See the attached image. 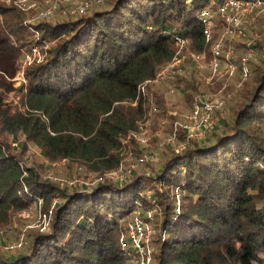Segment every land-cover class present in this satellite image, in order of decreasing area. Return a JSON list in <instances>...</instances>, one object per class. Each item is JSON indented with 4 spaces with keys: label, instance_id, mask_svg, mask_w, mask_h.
<instances>
[{
    "label": "trees",
    "instance_id": "trees-1",
    "mask_svg": "<svg viewBox=\"0 0 264 264\" xmlns=\"http://www.w3.org/2000/svg\"><path fill=\"white\" fill-rule=\"evenodd\" d=\"M224 1L108 0L31 21L14 0H0V244L9 245L5 226L32 207L48 223L25 231L21 248L0 249V264H131L119 245L131 214L151 223L149 264H264V12L230 40L238 64L253 41L250 74L237 76L227 111L201 138L174 126L165 82H149L183 52L204 53L207 63L226 24ZM203 9L215 14L208 41ZM171 81L190 110L195 94L221 83L193 68ZM153 117L173 141L139 144L133 134ZM128 146L157 158L141 175L132 167L109 177ZM36 156L66 161L70 181L94 183L51 179Z\"/></svg>",
    "mask_w": 264,
    "mask_h": 264
},
{
    "label": "built area",
    "instance_id": "built-area-1",
    "mask_svg": "<svg viewBox=\"0 0 264 264\" xmlns=\"http://www.w3.org/2000/svg\"><path fill=\"white\" fill-rule=\"evenodd\" d=\"M98 1V0H97ZM264 2L262 0H225L221 5L218 6V12L226 17V24L221 35L216 39L210 48V58L208 59L206 65L209 69V75L207 76V81H212L213 77L219 76H230L233 73L240 72L241 79L246 78L250 74V69L247 66V59L254 52L252 47V42H247V51L238 63L233 61V57L236 53V48L234 44L230 41L233 39L234 35L239 34L242 29L245 28L246 23L243 21V16L252 10L256 4ZM51 7L45 10H41L40 15H48L51 12ZM89 8V3L87 1H81L79 5L73 8L70 13L76 14L83 12ZM257 10V9H255ZM258 12V10H257ZM264 12V9L262 10ZM65 14V9L61 11ZM261 13V12H259ZM214 12L210 9H203L200 13V23L203 28V36L206 41L210 40L213 33L214 27ZM255 16V15H254ZM253 16L252 20L256 17ZM228 41V45L224 52L222 48L225 42ZM184 39H179L178 44L180 47L184 44ZM181 55V56H180ZM180 55L174 56V58L162 65L156 72L149 82L162 83L169 81L175 71L181 72L179 62L183 60H188L193 63L194 66H202V61L204 59V53H181ZM179 64V65H178ZM175 88H173L174 90ZM231 92H223V88L219 89L215 94L211 95L209 93L195 94L193 97V105L189 114L187 115L184 122H174V126L180 125L182 128L186 129L187 137L201 138L204 136L214 125L217 117L222 114L225 110L227 101L231 98ZM176 137L175 133L170 134V139ZM157 150L153 151V156L156 154ZM149 156H137L132 159V162L125 168L129 171V168L137 167L139 164L147 161ZM121 169V166L118 168ZM127 173V172H125ZM112 178V177H111ZM102 177H98V180ZM73 182V181H72ZM149 218L152 217V211L147 212ZM152 227L150 222L141 218L137 214H131V217L127 224L126 237L123 240L125 250L128 253L129 258L140 264H149L151 261L152 247L150 246V239L152 235ZM10 250L19 248L23 246V241H13L11 244L7 245Z\"/></svg>",
    "mask_w": 264,
    "mask_h": 264
},
{
    "label": "rangeland",
    "instance_id": "rangeland-1",
    "mask_svg": "<svg viewBox=\"0 0 264 264\" xmlns=\"http://www.w3.org/2000/svg\"><path fill=\"white\" fill-rule=\"evenodd\" d=\"M15 3L18 5V7H20V9L22 11L25 12L26 17L29 18V20L31 21H37L38 19H60L62 17H64V15L66 13H70V11L77 7L79 5V3L81 1H87L89 3V8L90 7H98L101 5H105L107 3L108 0H14ZM53 5V7H51V12L48 15H43L39 12H41V10H45L47 8H49V6ZM65 9V14H62L61 11ZM88 9V8H87ZM257 9V10H255ZM264 9V2H261L260 4H256L252 10H250L249 12H247L244 16H243V21L246 23V25H250L252 22H254L255 20H257V18L260 17V15L263 14L262 10ZM261 12V13H259ZM78 13L73 14L70 13L68 14L70 17H74L76 16ZM255 15V16H254ZM253 16L256 17L255 20L253 19ZM43 17V18H42ZM239 34L234 35L233 39H237ZM263 37V43H264V36ZM253 42L251 39L248 40ZM35 52V51H34ZM185 53V52H183ZM191 53V52H188ZM181 56V55H180ZM264 57V54H263ZM180 64V69L181 72H178L177 70L174 73H182V74H186L187 72H189L190 69H196L198 74H200L205 81H207V76L209 75V69L207 68L206 63H204L202 61V66H194L193 63H191L188 60H183L182 62H179ZM178 64V65H179ZM240 73L239 71L236 73H233L230 76H214V78H216V80L220 79V88L223 87V92H231L233 93V91L236 89V87L238 85H240L241 83V77L239 79ZM173 76V77H174ZM172 77V78H173ZM22 78V72L20 71L19 73L15 74L14 77L11 78L14 86L18 85L19 80ZM172 78L165 82L164 85H162L164 87L165 92L167 93V95H169V101H168V105L169 107V113L172 114H177L178 120H175V122H183L187 115L189 114V106H185L183 103V99H182V95L181 92L179 91V89L176 87V84L171 81ZM208 82V81H207ZM218 87V88H219ZM173 88H175L173 90ZM219 88V89H220ZM230 88L229 90L224 91V89ZM218 89V90H219ZM217 90V91H218ZM216 91V92H217ZM216 92H206L209 93L211 95L215 94ZM232 96V95H231ZM227 111V107L225 109V112ZM224 113V112H223ZM221 115V114H220ZM164 121V120H163ZM161 119L156 121L154 120V117L152 119H148L147 121H145V123L142 125V132L141 133H134V137H136L138 139L139 144L146 146L148 141H150V143L152 144L155 140L158 141L159 138L161 137L159 143H161L164 139L166 140H171L173 141V139H170V135L169 134H165L166 132V126H165V122H163ZM159 122V124H158ZM164 123V124H163ZM154 124V126L152 127L151 125ZM164 125V126H163ZM166 136V137H165ZM150 139V140H149ZM175 139V138H174ZM153 145V144H152ZM151 146V145H150ZM131 147H126L122 153V160H121V164L119 165V167L121 166V169H115L113 171H111L108 175L109 177L115 178V179H120L124 176L125 172L128 173V171L125 170V168L127 167V165L129 163L132 162V159L136 158L137 156H149L151 154H153V151H149L148 153H142V154H135L132 150ZM33 151H35V154H37L36 149L33 148ZM157 151L156 154H154L153 156H149L148 160H152L155 161L157 158ZM32 160L36 161L38 163V165L41 167V171L44 172L46 174V176H48L51 179H56L59 180L67 185L71 184L72 181H70V178L68 173L73 170V168L69 169V166L67 165L66 161L63 160H56V161H52V162H47V161H43L39 156L33 157ZM145 162L139 164L137 166V171L138 175H141L142 171H146L148 169L147 164H144ZM93 177L87 176V178H76L73 179V181H78L79 183H81L82 181H86V185L90 186L94 183V180L92 179ZM140 211V210H139ZM152 211V210H149ZM148 212V211H147ZM153 213V211H152ZM147 214V213H146ZM21 217H23V220L21 221H17L14 217L12 218L11 222L4 227V231L6 232L7 236H5L4 240H7L6 242H9V244H11L13 241H23V235L24 232L30 229H34V228H41V230H43L47 225V220L45 219V216L41 213V210L39 209H34V207L30 208L28 211H25L23 213L20 214ZM151 225V223H150ZM152 227V226H151ZM3 230L0 228V239H1V232ZM124 237H126V234L123 235ZM120 236L119 237V245L120 248L124 251V253L127 255L128 253L126 252V250L124 249L125 246L123 244V240L124 237ZM11 239V241H10ZM150 246H151V240H150ZM152 247V246H151ZM21 248V247H19ZM0 249H4L7 250L9 249L8 246H4L0 244ZM128 256V255H127ZM129 257V256H128ZM151 258H152V253H151ZM130 263L131 264H140L139 262H134L132 261L130 258ZM151 262V261H150Z\"/></svg>",
    "mask_w": 264,
    "mask_h": 264
}]
</instances>
